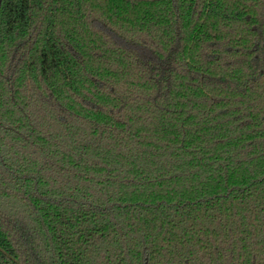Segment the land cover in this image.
<instances>
[{
  "label": "trees",
  "instance_id": "1",
  "mask_svg": "<svg viewBox=\"0 0 264 264\" xmlns=\"http://www.w3.org/2000/svg\"><path fill=\"white\" fill-rule=\"evenodd\" d=\"M0 264H264V0H0Z\"/></svg>",
  "mask_w": 264,
  "mask_h": 264
}]
</instances>
